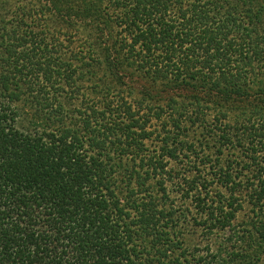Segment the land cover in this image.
<instances>
[{
  "label": "trees",
  "instance_id": "obj_1",
  "mask_svg": "<svg viewBox=\"0 0 264 264\" xmlns=\"http://www.w3.org/2000/svg\"><path fill=\"white\" fill-rule=\"evenodd\" d=\"M0 264H264V0H0Z\"/></svg>",
  "mask_w": 264,
  "mask_h": 264
}]
</instances>
